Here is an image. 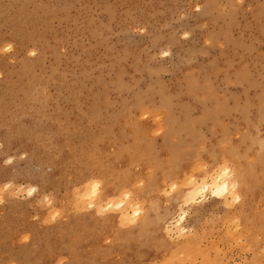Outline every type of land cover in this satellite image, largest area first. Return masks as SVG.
I'll list each match as a JSON object with an SVG mask.
<instances>
[{
	"label": "rangeland",
	"instance_id": "374dc122",
	"mask_svg": "<svg viewBox=\"0 0 264 264\" xmlns=\"http://www.w3.org/2000/svg\"><path fill=\"white\" fill-rule=\"evenodd\" d=\"M70 262L264 264V0H0V264Z\"/></svg>",
	"mask_w": 264,
	"mask_h": 264
},
{
	"label": "bare ground",
	"instance_id": "6f19581e",
	"mask_svg": "<svg viewBox=\"0 0 264 264\" xmlns=\"http://www.w3.org/2000/svg\"><path fill=\"white\" fill-rule=\"evenodd\" d=\"M93 123V122H92ZM81 132H82V130H81ZM105 132V131H104ZM108 132V131H107ZM106 132V133H107ZM72 133H73V131H72ZM76 133V132H75ZM88 133V132H87ZM137 133V132H136ZM135 133V134H136ZM85 134V133H84ZM84 134H83V136H84ZM92 134V133H91ZM134 134V135H135ZM70 135H71V133H70ZM73 135V134H72ZM76 135V134H75ZM87 135H89V133L87 134ZM106 135V134H105ZM133 135V136H134ZM140 135V134H139ZM82 136V135H81ZM94 136V135H93ZM108 136V135H107ZM85 137H86V135H85ZM143 137V136H142ZM75 138H77V137H74V139ZM82 138V137H81ZM110 138V137H109ZM153 139V138H152ZM115 140V139H114ZM79 141V140H78ZM91 142H93L92 140H90ZM143 141V140H142ZM71 142V141H70ZM90 142V143H91ZM144 143V142H143ZM75 144V143H74ZM92 144V143H91ZM95 144V143H94ZM140 144V143H139ZM138 144V145H139ZM152 146V145H151ZM150 146V147H151ZM148 147H149V145H148ZM147 147V149H146V151L149 149ZM76 148H78V147H76ZM113 148V147H112ZM111 148V149H112ZM151 148H153V147H151ZM151 148H150V150H151ZM143 149V148H142ZM145 149V148H144ZM149 150V151H150ZM112 151H113V149H112ZM142 151H144V150H142ZM107 152H109V151H107ZM145 152V151H144ZM152 153V152H151ZM104 154V153H103ZM108 154V153H107ZM128 156V155H127ZM105 158V157H104ZM106 159V158H105ZM111 159V158H110ZM133 159H134V157H133ZM141 159V158H140ZM113 160V159H112ZM121 160V159H120ZM143 160V159H142ZM119 162V161H118ZM137 162H139V161H137ZM169 162V161H168ZM170 163V162H169ZM69 164V163H68ZM172 164V163H171ZM115 165V164H114ZM113 165V166H114ZM139 165V164H138ZM177 166V165H176ZM179 166H181V165H179ZM68 167V166H67ZM110 168H111V166H109ZM141 167V166H140ZM136 168V167H135ZM148 168V167H147ZM182 168V167H181ZM180 168V169H181ZM66 169H69V168H66ZM150 169V168H149ZM171 169V168H170ZM180 169H176L177 171H179ZM147 170V169H146ZM67 171V170H66ZM172 172H173V168H172V170H171ZM236 171V170H235ZM134 172V171H133ZM237 172V171H236ZM149 173V172H148ZM181 173V172H180ZM184 173V172H183ZM205 174V173H204ZM234 174V173H233ZM236 174V173H235ZM161 175H164V173L163 174H161ZM175 175H177V174H175ZM182 175V174H181ZM121 176V175H120ZM166 176V175H165ZM186 176V175H185ZM190 176H192V175H190ZM168 177H169V175H168ZM171 177V176H170ZM183 177V176H182ZM207 177V176H206ZM209 177H211V175L209 176ZM233 177H235V175L233 176ZM239 177V176H238ZM249 177H251L250 175H249ZM71 177H69V179H70ZM158 178H159V176H158ZM185 178V177H184ZM189 178V177H188ZM231 178V174H230V171L226 168V169H224V170H222L220 173H218L217 175H214V176H212L210 179H211V181H210V183L208 184V183H205V182H202V183H200V182H198V180L196 181V179H190V180H188V179H186V180H184V181H187V183H186V185H185V190L183 191V193H182V196L180 197V198H182V200L184 201L183 203H192V202H194L195 200H196V198L197 197H199V196H202L204 193H206V192H208L209 190L211 191V193H213V195H215V196H221V195H225V194H227V193H229V192H231L232 193V195L233 196H236L235 195V184H234V186L233 185H231V184H229V179ZM242 178V177H241ZM240 178V179H241ZM176 179H178V178H176ZM246 179V178H245ZM139 180H141V179H139ZM163 180H165V179H163ZM205 180V179H204ZM233 180V179H232ZM99 181H100V179H99ZM121 181V180H120ZM135 181V180H134ZM133 181V182H134ZM161 181H162V179H161ZM184 181H182L183 183H184ZM70 182H72V183H74L73 182V180L72 181H70ZM101 182V181H100ZM163 182V181H162ZM169 182V181H168ZM181 182V183H182ZM253 182V181H252ZM251 182V183H252ZM71 183V184H72ZM82 183V182H81ZM80 183V184H81ZM93 183H94V181H93ZM135 183V182H134ZM137 183V182H136ZM143 183H144V181H143ZM142 183V184H143ZM164 184H165V182H163ZM163 183L161 184V185H163ZM180 183V182H179ZM182 183V184H183ZM184 183V184H185ZM256 183H257V181H256ZM98 184V182L97 183H95V184H88V181H87V183L85 184V186H84V190H82L83 192V194L82 193H80L81 195H80V199H82V200H84V203H87L88 201H89V205L90 204H92V201L96 198V196H97V194H98V191H100L99 190V188H98V186H99V184ZM239 184V183H238ZM244 184V183H243ZM247 184V183H246ZM75 185V184H74ZM73 185V186H74ZM101 185V184H100ZM130 185L132 186V184L130 183ZM129 185V186H130ZM147 185V184H146ZM177 185H179V186H181L180 184H177ZM160 186V185H159ZM167 186V185H166ZM169 186H171V185H169ZM178 186V187H179ZM254 186V185H253ZM136 187H139V186H136V184H135V188ZM141 187V186H140ZM178 187H174V185H173V187H172V189L173 188H175L176 189V191H177V188ZM184 187V186H183ZM231 187V188H230ZM239 187V186H238ZM101 188V187H100ZM111 188V187H110ZM129 188V187H128ZM166 188V187H165ZM181 188V187H180ZM246 188H247V185H246ZM65 189H66V185H65ZM113 189V188H112ZM238 188L236 187V190H237ZM121 190V189H120ZM127 190V189H126ZM131 190V189H130ZM129 190V191H130ZM160 190V189H159ZM158 190V191H159ZM164 191H165V189H163ZM174 190V189H173ZM181 190H182V188H181ZM67 191V190H66ZM108 191V190H107ZM122 191V190H121ZM179 191V190H178ZM177 191V192H178ZM78 192V191H77ZM76 192V193H77ZM81 192V191H80ZM136 192V191H135ZM146 192V191H145ZM174 192V191H173ZM176 192V193H177ZM253 192V191H252ZM111 193V192H110ZM121 193V192H120ZM126 193V192H125ZM133 193V192H132ZM137 193V192H136ZM241 193V192H240ZM240 193H239V195H240ZM68 194V193H67ZM66 194V195H67ZM129 194H130V192H129ZM133 194H135V193H133ZM175 194V193H174ZM125 195H127V194H125ZM125 195H124V197H125ZM157 195V193L155 194V196ZM159 195V194H158ZM157 195V196H158ZM130 196V195H129ZM150 196V195H149ZM75 197V196H74ZM78 197V196H77ZM123 196H121V198H122ZM123 197V199H125V201L127 200V197H128V195L124 198ZM68 198V197H67ZM101 198V197H100ZM116 198V197H115ZM119 198V200L121 199L120 197H118ZM76 199V198H75ZM119 200H117V201H119ZM151 200V199H150ZM153 200V199H152ZM102 201V200H101ZM116 201V203H114V202H112V200L110 201V203L109 204H107L108 205V207L109 206H117V207H120L124 202H123V200L121 199L120 200V202H117ZM122 201V202H121ZM146 201V200H145ZM135 201L133 200V203H134ZM147 203H148V201H146ZM153 202H154V200H153ZM157 202V201H156ZM133 203H130L131 205L133 204ZM139 203V202H138ZM143 203V202H142ZM155 203V202H154ZM185 203V204H186ZM87 204V205H88ZM104 204H102V206H103ZM106 204H105V206H107ZM141 205V204H140ZM143 205V204H142ZM145 205V204H144ZM143 205V206H144ZM157 205V203L156 204H154V206H156ZM101 206V205H100ZM101 206V207H102ZM85 207V206H84ZM100 207V208H101ZM124 207V206H123ZM68 208V207H67ZM82 208H83V206H82ZM136 208L137 207H134V209H135V211H133L134 213H133V216H137V215H140L139 214V210H136ZM83 209H85V208H83ZM146 209H147V207H146ZM151 209H153V208H151ZM65 210H66V208H65ZM86 210V209H85ZM99 210H101V209H99ZM154 210V209H153ZM153 210L151 211V212H153ZM63 211V210H62ZM66 212V211H65ZM72 213V212H71ZM82 213V212H81ZM123 213H126L125 211H121V215L123 214ZM61 214V213H60ZM68 214V213H67ZM69 215V214H68ZM242 216H243V214H241ZM123 216V218H125V219H123V220H121V221H125L126 222V219H128V213H126L125 215L123 214L122 215ZM257 216V215H256ZM130 217H132V216H130ZM130 217H129V219H130ZM118 218H120V217H118ZM69 219V218H68ZM128 219V220H129ZM111 221V220H110ZM124 222V223H125ZM76 223V222H75ZM74 223V224H75ZM88 223V222H87ZM158 223V222H157ZM86 224V223H85ZM159 224V223H158ZM73 225V224H72ZM99 225V224H98ZM106 226V225H105ZM111 226V225H110ZM127 226V225H126ZM92 227V226H91ZM109 228V227H108ZM105 229H107V228H105ZM116 229H120V228H116ZM115 229V230H116ZM154 229V228H153ZM87 230V229H86ZM114 230V229H113ZM128 230V229H127ZM157 230V229H156ZM116 231H118L119 232V230H116ZM123 231V230H122ZM95 232V231H94ZM93 232V233H94ZM115 234V233H114ZM119 234V233H118ZM102 235H104V234H102ZM101 235V236H102ZM111 235V234H110ZM109 235V236H110ZM87 236V235H86ZM99 236V235H98ZM97 236V237H98ZM106 236H108V235H106ZM141 236H143V235H141ZM57 237V236H56ZM147 237V236H146ZM111 238V237H110ZM122 238V237H121ZM120 238V239H121ZM155 238V237H154ZM56 239V238H55ZM81 238H79V240H80ZM88 239H89V237H88ZM95 239V238H94ZM94 239L92 240V238H91V240H92V242L94 241ZM98 239H99V237H98ZM58 240V239H57ZM78 240V241H79ZM91 240L89 239V241L91 242ZM111 240V239H110ZM115 240V239H114ZM155 240H156V238H155ZM159 240V239H158ZM88 241V240H87ZM88 241V242H89ZM100 241V240H99ZM103 241V240H102ZM113 241V240H112ZM140 241V240H139ZM57 242V241H56ZM69 242V241H68ZM83 242H85V241H83ZM101 242V241H100ZM104 242V241H103ZM131 242V241H130ZM141 242V241H140ZM86 243V242H85ZM108 243H110V242H108ZM114 243V242H113ZM112 243V244H113ZM136 243V242H135ZM153 243V242H152ZM60 244H62V242L60 243ZM69 244V243H68ZM100 244V243H99ZM132 244V243H131ZM90 245V244H89ZM93 245V244H92ZM133 245V244H132ZM159 245V244H158ZM58 246V245H57ZM78 246H81V244L80 245H78ZM94 246V245H93ZM92 246V247H93ZM110 246H112V245H110ZM96 247V246H95ZM98 247V246H97ZM100 247V246H99ZM104 247V246H103ZM75 248H76V246H75ZM85 248V247H84ZM94 248V247H93ZM93 248H91V249H93ZM102 248V247H101ZM123 248V247H122ZM62 249V248H61ZM90 249V248H89ZM89 249L87 248V250L89 251ZM100 249V248H99ZM65 250V249H64ZM84 250V249H83ZM82 250V251H83ZM107 250H108V248H107ZM79 251H80V249H79ZM110 251V250H109ZM116 251V250H115ZM152 251V250H151ZM100 252H102V251H100ZM60 253V252H59ZM83 253H84V251H83ZM103 253V252H102ZM155 253V252H154ZM70 254V253H69ZM72 254V253H71ZM78 254V253H77ZM156 254V253H155ZM167 254V253H166ZM171 254V253H170ZM83 255V254H82ZM93 255V254H92ZM100 255H101V253H100ZM114 255V254H113ZM159 255V254H158ZM95 256H97V255H95ZM99 256V255H98ZM112 256V255H111ZM117 256V255H116ZM119 256V255H118ZM92 257V256H91ZM104 257H105V255H104ZM102 255H101V258H102V260H104L105 258H109V257H105L104 258ZM173 257V256H172ZM95 258V257H94ZM97 258V257H96ZM99 258H100V256H99ZM100 258V259H101ZM104 258V259H103ZM159 258V257H158ZM87 259V258H86ZM90 259V258H89ZM113 259V258H112ZM172 259V258H171ZM175 259V258H174ZM71 260V259H70ZM101 260V261H102ZM110 260V259H109ZM114 260V259H113ZM117 260V259H116ZM121 260H122V258H121ZM169 260H170V258L169 259H167L166 261H165V263H168L169 262ZM72 261H73V259H72ZM100 261V262H101ZM150 261V260H149ZM74 262H75V260H74ZM87 262V261H86ZM97 262V261H96ZM112 262V261H111ZM98 263V262H97ZM102 263V262H101ZM117 263V262H116ZM119 263V262H118ZM142 263V262H141ZM140 263V264H141ZM148 263V262H147ZM164 263V262H163ZM162 263V264H163ZM164 263V264H165ZM180 263V262H179ZM70 264H71V262H70ZM73 264V263H72ZM109 264H110V262H109ZM120 264V263H119ZM123 264V263H122ZM131 264H133V263H131ZM171 264V263H170ZM191 264V263H190Z\"/></svg>",
	"mask_w": 264,
	"mask_h": 264
}]
</instances>
